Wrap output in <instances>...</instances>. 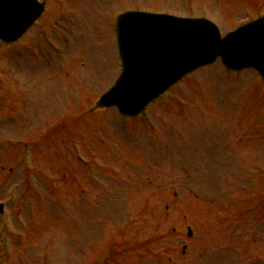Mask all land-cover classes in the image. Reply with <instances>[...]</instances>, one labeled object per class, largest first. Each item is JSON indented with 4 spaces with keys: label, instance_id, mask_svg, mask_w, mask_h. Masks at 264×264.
Masks as SVG:
<instances>
[{
    "label": "rangeland",
    "instance_id": "obj_1",
    "mask_svg": "<svg viewBox=\"0 0 264 264\" xmlns=\"http://www.w3.org/2000/svg\"><path fill=\"white\" fill-rule=\"evenodd\" d=\"M67 2V32L37 24L0 43V203L17 187L0 224L6 264H264L262 80L215 62L138 118L95 107L120 70L122 11L205 17L225 33L264 0Z\"/></svg>",
    "mask_w": 264,
    "mask_h": 264
},
{
    "label": "water",
    "instance_id": "obj_2",
    "mask_svg": "<svg viewBox=\"0 0 264 264\" xmlns=\"http://www.w3.org/2000/svg\"><path fill=\"white\" fill-rule=\"evenodd\" d=\"M38 15V14H37ZM35 15L30 17V21L24 23L25 25L20 26L18 21H13V23L18 27L13 33H2L0 32V39H3L6 42H10L17 37H19L32 23L35 19ZM17 19V18H16ZM22 22V21H21ZM124 33L127 38H129V34L126 33L124 29ZM123 27H122V35ZM122 40V36H121ZM211 42L207 44L206 48L199 54L195 55L193 58V66H198L199 64L211 62L210 59H214L216 56H220L222 62L229 69H240L244 67H254L257 69L260 74L264 77V18L258 22L250 24L242 29H240L237 33L225 38L224 40H220L217 34H212L210 38ZM125 42L126 39L124 38ZM142 44V47L146 44L144 40H137V45ZM129 44H123L128 50ZM144 49L146 47L144 46ZM130 67L127 66V69ZM126 77V76H125ZM176 77L167 79L163 82V86L170 85ZM121 91L119 86L116 90H112L109 92L104 98H102L100 105L101 106H112L117 105L119 103V111L123 113L127 112L125 100L119 101V95ZM119 101V102H118ZM147 102L145 101V104ZM137 111L135 110L136 113Z\"/></svg>",
    "mask_w": 264,
    "mask_h": 264
}]
</instances>
